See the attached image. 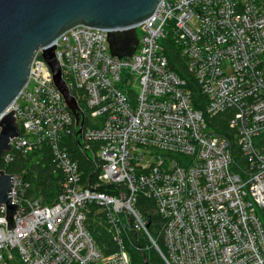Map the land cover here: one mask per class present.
Masks as SVG:
<instances>
[{"label":"built area","instance_id":"obj_1","mask_svg":"<svg viewBox=\"0 0 264 264\" xmlns=\"http://www.w3.org/2000/svg\"><path fill=\"white\" fill-rule=\"evenodd\" d=\"M137 33L136 51L125 58L112 55L105 29L78 26L56 42L67 88L91 123L81 133L85 150L101 144L94 188L68 152L72 112L42 53L36 55L10 108L20 135L0 163L11 162L13 151L39 157L46 149L65 181L47 205L24 197L23 179L13 175L19 212L8 231L7 207L0 209V264L100 261L86 227L89 206L109 214L122 246L121 215L148 234L134 206L140 193L165 221L166 255L156 248L166 264H264V152L254 143L264 135V0H163ZM172 50L207 97L204 112L195 107L193 82L171 69ZM230 109L253 171L247 179L233 171L229 142L207 122ZM102 185H113L114 194ZM107 262L130 259L121 247Z\"/></svg>","mask_w":264,"mask_h":264},{"label":"water","instance_id":"obj_2","mask_svg":"<svg viewBox=\"0 0 264 264\" xmlns=\"http://www.w3.org/2000/svg\"><path fill=\"white\" fill-rule=\"evenodd\" d=\"M163 0H0V160L20 135L16 112L9 111L29 83L31 65L41 52L53 82L82 133L85 119L70 93L56 57V42L78 26L109 31L117 58L132 57L139 44L137 26ZM14 176L0 171V209L7 207L8 231L16 229L19 205L13 204Z\"/></svg>","mask_w":264,"mask_h":264},{"label":"trees","instance_id":"obj_3","mask_svg":"<svg viewBox=\"0 0 264 264\" xmlns=\"http://www.w3.org/2000/svg\"><path fill=\"white\" fill-rule=\"evenodd\" d=\"M170 57L172 58L171 69L182 78H189L193 82L194 85H191V88L195 93V107L204 112L208 104L207 97L201 93L199 86L194 83V78L185 68L183 59L173 50ZM80 107L83 108L81 102ZM234 113L235 111L230 109L211 119L207 118V122L216 135L229 142L234 161L233 171L247 179L253 174V171L251 170L249 157L241 150L240 136L230 124ZM72 119V132L68 139L69 155L84 172V182L89 183L92 188L97 187L101 164L96 165V163L99 160L98 151L101 144L98 142L88 143L91 145V150L87 152L85 142L81 138L80 128L76 126V119L73 114ZM90 126L91 123L86 119L84 129ZM254 143L259 150L264 152V135L256 137ZM12 154L13 160L11 162L0 163V171L4 170L12 176L19 175L23 179L24 197H34L47 205L55 203L62 193L65 178L61 170L58 169L50 151L45 149L39 157V153L24 156L20 152L13 151ZM95 159L96 163H94ZM179 159L182 160L183 158L179 157ZM99 190L114 194L115 187L113 185H102ZM134 206L139 211L142 219L146 221L148 234L143 230H138L131 219L124 218L121 215L118 229L122 246L116 240L109 214L97 204L89 206L86 227L102 256L100 261L91 264H109L107 260L118 253L121 247L129 256L130 264H166L160 254L162 252L166 255L165 221L156 212L155 201L140 193L137 195ZM259 213L264 223V209H261Z\"/></svg>","mask_w":264,"mask_h":264},{"label":"rangeland","instance_id":"obj_4","mask_svg":"<svg viewBox=\"0 0 264 264\" xmlns=\"http://www.w3.org/2000/svg\"><path fill=\"white\" fill-rule=\"evenodd\" d=\"M138 32H139V31H138ZM139 34H140V32H139ZM146 160H147V161H145V164H146V165L152 163V161H153V159H152L151 157H149V156H147Z\"/></svg>","mask_w":264,"mask_h":264},{"label":"bare ground","instance_id":"obj_5","mask_svg":"<svg viewBox=\"0 0 264 264\" xmlns=\"http://www.w3.org/2000/svg\"><path fill=\"white\" fill-rule=\"evenodd\" d=\"M10 111V110H9ZM4 171V170H3ZM6 172V171H5ZM252 175V174H251Z\"/></svg>","mask_w":264,"mask_h":264}]
</instances>
